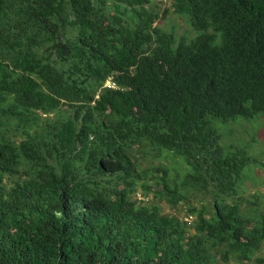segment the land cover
<instances>
[{"label": "trees", "instance_id": "obj_1", "mask_svg": "<svg viewBox=\"0 0 264 264\" xmlns=\"http://www.w3.org/2000/svg\"><path fill=\"white\" fill-rule=\"evenodd\" d=\"M167 1L0 0V264H264V0Z\"/></svg>", "mask_w": 264, "mask_h": 264}, {"label": "rangeland", "instance_id": "obj_2", "mask_svg": "<svg viewBox=\"0 0 264 264\" xmlns=\"http://www.w3.org/2000/svg\"><path fill=\"white\" fill-rule=\"evenodd\" d=\"M161 7L164 9L165 7H169L170 4L167 0H158ZM160 23L163 24L165 29L171 30L174 29L178 34L183 33L188 29V24L185 18L176 15L172 11H170L166 18H162ZM242 122L240 128L233 123L228 124L235 129V135L230 138V140L234 141L235 138H240L244 144L247 142L250 143L252 141V135H256V139L253 140V148L250 149V152L253 151L255 157L264 159V117L260 119V117L245 119L240 118ZM228 140V139H227ZM255 151L258 153L256 154ZM258 155V156H257ZM161 161V162H160ZM160 161H156L157 163H169V159H163ZM264 161H259L257 163H253L252 166L247 170V177L243 182V187L240 189V201L242 207L245 210H252V206L258 209V212L264 215ZM147 165L144 163V166ZM193 203L197 204V198L195 196H191ZM255 201V203H254ZM162 207L164 211L176 212L178 214H182L186 212L187 205L183 202L178 206V210H173L168 203L162 202ZM256 209V212H257ZM259 254H264V246L258 252ZM232 264H238L233 262ZM246 264H253L252 262Z\"/></svg>", "mask_w": 264, "mask_h": 264}, {"label": "clouds", "instance_id": "obj_3", "mask_svg": "<svg viewBox=\"0 0 264 264\" xmlns=\"http://www.w3.org/2000/svg\"><path fill=\"white\" fill-rule=\"evenodd\" d=\"M111 82H108V84H110Z\"/></svg>", "mask_w": 264, "mask_h": 264}, {"label": "built area", "instance_id": "obj_4", "mask_svg": "<svg viewBox=\"0 0 264 264\" xmlns=\"http://www.w3.org/2000/svg\"><path fill=\"white\" fill-rule=\"evenodd\" d=\"M114 84H115V83H114ZM114 84H113V85H114Z\"/></svg>", "mask_w": 264, "mask_h": 264}]
</instances>
